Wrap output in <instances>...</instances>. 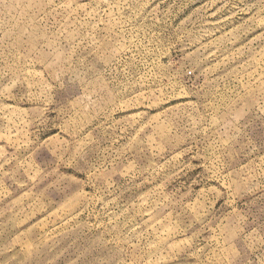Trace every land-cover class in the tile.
Wrapping results in <instances>:
<instances>
[{
    "label": "rangeland",
    "instance_id": "1",
    "mask_svg": "<svg viewBox=\"0 0 264 264\" xmlns=\"http://www.w3.org/2000/svg\"><path fill=\"white\" fill-rule=\"evenodd\" d=\"M0 264H264V0H0Z\"/></svg>",
    "mask_w": 264,
    "mask_h": 264
}]
</instances>
